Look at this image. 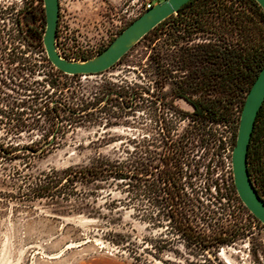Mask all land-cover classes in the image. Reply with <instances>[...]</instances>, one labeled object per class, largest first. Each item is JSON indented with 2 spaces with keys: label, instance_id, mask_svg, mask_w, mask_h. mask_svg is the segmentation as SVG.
Returning <instances> with one entry per match:
<instances>
[{
  "label": "rangeland",
  "instance_id": "1",
  "mask_svg": "<svg viewBox=\"0 0 264 264\" xmlns=\"http://www.w3.org/2000/svg\"><path fill=\"white\" fill-rule=\"evenodd\" d=\"M131 7L132 0H59L58 36L71 49L77 44H96L93 56L114 38L111 34L116 25L122 24L123 29L134 19L129 15ZM29 11L36 13L38 24H43L42 0H0V143L19 148L11 155H0V264H212L210 255L188 244L162 210L158 212L150 204L147 195L136 199L134 181L105 175L98 179L79 175L71 184L63 179L68 168L129 167L135 158L141 155L145 159L150 151L158 157L161 118L173 128L172 138L188 124L189 118L179 119L177 110L190 112L192 107L181 98L171 103V82L162 88L155 82L151 56L158 48L167 59L175 54L173 45L159 47L164 33L161 40H154L162 28L141 38L110 69L62 79L65 100L77 108L99 107L79 117L60 112V127L48 143L45 114L37 126L18 131L4 124L8 120L3 114L10 104L19 98L27 100L16 93L18 88L5 76L16 74V70L23 76L28 74L25 68L30 62L36 63L34 76L38 80L47 70L23 31L18 32ZM201 41L199 38L194 43ZM166 68L173 69V75L183 74L176 67ZM113 84L137 92L130 108L114 99L107 103L101 100L105 88ZM213 149L216 147L207 151L204 161L207 170L201 167V175L191 179L196 185L208 182L210 187L186 188L203 206L215 210L200 228L209 234L214 229L237 226L234 242L216 249L221 264H227L225 260L230 264H264V226H257L222 185L231 168V149L226 165ZM193 154L198 160L201 151ZM144 179L151 177L145 175ZM50 181L56 184L53 189H39Z\"/></svg>",
  "mask_w": 264,
  "mask_h": 264
},
{
  "label": "trees",
  "instance_id": "2",
  "mask_svg": "<svg viewBox=\"0 0 264 264\" xmlns=\"http://www.w3.org/2000/svg\"><path fill=\"white\" fill-rule=\"evenodd\" d=\"M42 21L43 24H38L36 13L29 11L24 17L23 26L18 27V32L23 31L32 52L38 54L40 65L47 68L45 76L40 80L34 76L38 68L36 63L32 62L25 68L28 74L23 76L16 70V74L5 76L18 88L16 93L24 95L27 100H14L9 111L5 112L6 114L3 112V116L8 120L4 124L9 129L18 131L31 125L37 126L41 121L40 116L45 114L48 117L45 139L49 143L55 138L60 127V112L70 117H79L99 106L77 108L72 101L65 100L63 90L66 85L62 79L68 75L56 69L46 57L42 44L45 26L43 14ZM15 23L18 24V21ZM158 28H162V31L154 40H161L164 33L165 37L161 44H158L159 47L173 45L175 54H171L167 59L166 56H161L158 48L151 56L155 82L159 88L171 82L169 95L183 99L192 107L190 112L177 110L179 119L189 118L188 124L180 134L172 138L170 133L173 128L161 118L162 146L158 157L150 151L145 159L141 155L135 158L129 167L116 165L111 169L101 166L81 170L68 168L63 174L64 183H73L79 175L93 179L105 175L121 181H134L132 192L137 200L138 197L147 195L150 204L158 209V212L162 210L174 230L179 232L188 244L206 251L212 264H219L221 262L218 260L216 249L220 245L234 242L238 228L233 225L229 230L220 228L205 234L200 224H203V220L210 217V214L214 215L215 210L203 206L199 198L186 192V188L205 187L206 182L196 185L191 179L201 175V167L207 170V163L204 161L207 151L211 148L216 147L212 151L216 150V155L222 159V164L226 165L229 158L226 150L234 146L245 96L264 63V13L255 0H189L142 38ZM1 31L4 32L2 28ZM6 34L12 40L7 30ZM199 38L202 41L194 43ZM190 42L193 43L188 44ZM4 48L5 46H2V53ZM9 61L13 62L15 59L10 58ZM166 65L181 69L183 74L173 75V69H167ZM125 87L126 90L113 84L105 88L101 100L107 103L114 99L122 107L130 108L137 92L128 86ZM216 126L221 127L220 130ZM26 149L33 151L30 147ZM17 150L19 148L0 143V155H11ZM194 151H201L198 160L192 157ZM246 162L249 178L264 201V100L254 121ZM145 175L151 177V180H145ZM55 185L50 181L47 186L39 189L45 190L47 187L46 189L50 190ZM222 185L246 215L253 219L257 226H263L238 198L231 169L228 170L227 176L223 177ZM206 187H210V184H206Z\"/></svg>",
  "mask_w": 264,
  "mask_h": 264
},
{
  "label": "water",
  "instance_id": "3",
  "mask_svg": "<svg viewBox=\"0 0 264 264\" xmlns=\"http://www.w3.org/2000/svg\"><path fill=\"white\" fill-rule=\"evenodd\" d=\"M45 26L42 44L49 62L67 75H95L113 67L145 34L189 0H161L130 21L98 53L79 61L68 60L57 52L55 36L58 0H42ZM264 13V0H255ZM264 100V63L252 82L242 105L234 146L230 154L233 185L245 208L264 226V201L248 174L246 155L257 112ZM221 264V263H219Z\"/></svg>",
  "mask_w": 264,
  "mask_h": 264
},
{
  "label": "built area",
  "instance_id": "4",
  "mask_svg": "<svg viewBox=\"0 0 264 264\" xmlns=\"http://www.w3.org/2000/svg\"><path fill=\"white\" fill-rule=\"evenodd\" d=\"M159 1L161 0H132V7L129 13L130 17L136 18L137 16L142 14L145 10L149 9L151 6L158 3ZM58 5H59V0H58ZM122 27H123L122 24L116 25L114 27L113 34H111V37H115L116 34L119 31H121ZM58 28H59V24L57 23L55 45H56V50L60 54V56L68 60L79 61L81 59L88 58L90 55H92L91 54L92 50L97 48L96 44H88L84 46L77 44L74 45V48L71 49L69 46L65 44V42L61 40V38H59ZM108 42L109 40H106V43ZM80 76H84V75H80ZM228 151L229 149L226 150V152Z\"/></svg>",
  "mask_w": 264,
  "mask_h": 264
},
{
  "label": "flooded vegetation",
  "instance_id": "5",
  "mask_svg": "<svg viewBox=\"0 0 264 264\" xmlns=\"http://www.w3.org/2000/svg\"><path fill=\"white\" fill-rule=\"evenodd\" d=\"M170 97H171V99H172V102H171V103H173V100H174L175 98H172V96H170ZM162 99H163V98H160V101H159L161 105H162ZM204 169H205V168H204ZM200 170H202V168H201ZM205 170H206V169H205ZM204 173H205V172H204ZM203 184H204V183H203ZM203 184H202V185H203ZM206 184H209V183L206 182ZM206 184H205V186H206Z\"/></svg>",
  "mask_w": 264,
  "mask_h": 264
},
{
  "label": "bare ground",
  "instance_id": "6",
  "mask_svg": "<svg viewBox=\"0 0 264 264\" xmlns=\"http://www.w3.org/2000/svg\"><path fill=\"white\" fill-rule=\"evenodd\" d=\"M218 255L222 257V253H219ZM225 262H226L227 264H230V263H229L228 261H226V260H225Z\"/></svg>",
  "mask_w": 264,
  "mask_h": 264
}]
</instances>
